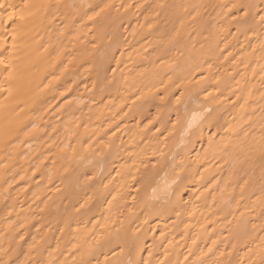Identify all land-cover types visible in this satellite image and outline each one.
Here are the masks:
<instances>
[{
    "label": "bare ground",
    "instance_id": "1",
    "mask_svg": "<svg viewBox=\"0 0 264 264\" xmlns=\"http://www.w3.org/2000/svg\"><path fill=\"white\" fill-rule=\"evenodd\" d=\"M262 18L0 0V264H264Z\"/></svg>",
    "mask_w": 264,
    "mask_h": 264
},
{
    "label": "snow or ice",
    "instance_id": "2",
    "mask_svg": "<svg viewBox=\"0 0 264 264\" xmlns=\"http://www.w3.org/2000/svg\"><path fill=\"white\" fill-rule=\"evenodd\" d=\"M12 15H14V14H10L9 19H11ZM262 19H264V18H262ZM10 35H13V39H15V36H14L13 33H10ZM0 39H3L6 42L7 37H0ZM0 64H5V60H4V58L2 56H0ZM11 67L12 66L9 64L8 68L10 69Z\"/></svg>",
    "mask_w": 264,
    "mask_h": 264
}]
</instances>
